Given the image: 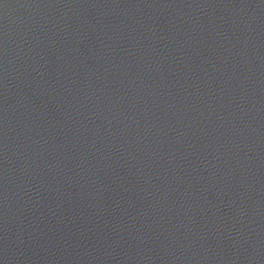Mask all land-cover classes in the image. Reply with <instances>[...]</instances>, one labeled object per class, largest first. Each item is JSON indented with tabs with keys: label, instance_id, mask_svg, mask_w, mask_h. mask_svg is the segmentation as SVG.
Here are the masks:
<instances>
[{
	"label": "water",
	"instance_id": "1",
	"mask_svg": "<svg viewBox=\"0 0 264 264\" xmlns=\"http://www.w3.org/2000/svg\"><path fill=\"white\" fill-rule=\"evenodd\" d=\"M0 264H264V0H0Z\"/></svg>",
	"mask_w": 264,
	"mask_h": 264
}]
</instances>
